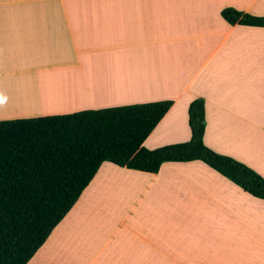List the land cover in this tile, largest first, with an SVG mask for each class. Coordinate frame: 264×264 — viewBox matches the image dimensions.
Returning <instances> with one entry per match:
<instances>
[{
    "label": "crops",
    "instance_id": "obj_1",
    "mask_svg": "<svg viewBox=\"0 0 264 264\" xmlns=\"http://www.w3.org/2000/svg\"><path fill=\"white\" fill-rule=\"evenodd\" d=\"M226 8L264 16V0H0V91L39 105L0 121L171 101L154 150L190 140L202 99L205 147L264 179V28ZM27 264H264V201L201 161L104 162Z\"/></svg>",
    "mask_w": 264,
    "mask_h": 264
},
{
    "label": "trees",
    "instance_id": "obj_2",
    "mask_svg": "<svg viewBox=\"0 0 264 264\" xmlns=\"http://www.w3.org/2000/svg\"><path fill=\"white\" fill-rule=\"evenodd\" d=\"M230 25L264 28V16L221 11ZM172 105L153 102L65 115L0 121V264H27L104 162L153 173L163 162L201 161L264 201V179L203 144L202 99L188 107V142L142 144Z\"/></svg>",
    "mask_w": 264,
    "mask_h": 264
},
{
    "label": "bare ground",
    "instance_id": "obj_3",
    "mask_svg": "<svg viewBox=\"0 0 264 264\" xmlns=\"http://www.w3.org/2000/svg\"><path fill=\"white\" fill-rule=\"evenodd\" d=\"M22 84L23 83H21V85ZM26 85H27V83H26ZM29 86H30V84L28 85V87ZM12 87L7 86L4 88V90L0 91V104L8 105V104L12 103V105H14L16 107V105H19L20 102L26 103L27 105H30L32 103L31 99L29 98V93H31V92H29L30 89H28L27 87H18L20 89H15V87H13V88ZM36 91H38V90H36ZM36 93H38V92H36ZM35 94L32 93V95H35ZM32 98L34 99V96ZM36 100H37V98H36ZM6 103H8V104H6ZM28 103H30V104H28Z\"/></svg>",
    "mask_w": 264,
    "mask_h": 264
},
{
    "label": "rangeland",
    "instance_id": "obj_4",
    "mask_svg": "<svg viewBox=\"0 0 264 264\" xmlns=\"http://www.w3.org/2000/svg\"><path fill=\"white\" fill-rule=\"evenodd\" d=\"M0 89H3V88H0ZM8 104V103H6ZM20 105H16V107L14 105H12V103L8 104V105H2L0 104V117H7L9 115H12L14 113H16L17 111L21 110V107H26V110L28 109H33V108H36V107H33V106H36L38 104L35 103V105H30V106H26L27 104H25V106H23L22 104L23 103H19ZM39 106V105H38Z\"/></svg>",
    "mask_w": 264,
    "mask_h": 264
}]
</instances>
